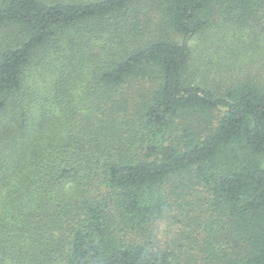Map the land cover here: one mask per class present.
I'll use <instances>...</instances> for the list:
<instances>
[{"label":"trees","instance_id":"16d2710c","mask_svg":"<svg viewBox=\"0 0 264 264\" xmlns=\"http://www.w3.org/2000/svg\"><path fill=\"white\" fill-rule=\"evenodd\" d=\"M0 264H264V0H0Z\"/></svg>","mask_w":264,"mask_h":264},{"label":"rangeland","instance_id":"374dc122","mask_svg":"<svg viewBox=\"0 0 264 264\" xmlns=\"http://www.w3.org/2000/svg\"><path fill=\"white\" fill-rule=\"evenodd\" d=\"M140 4L144 5V1L140 2ZM196 43V41L194 42ZM194 45V44H193ZM201 50H198L196 49L195 50V57H194V60L196 61V65L198 66V62H199V53ZM195 66V65H194ZM209 69L211 71H213V69L211 67H209ZM204 74L206 75V71H204ZM208 74H209V71H208ZM212 76V72L210 73V75H206L205 77L201 78L200 77V72L196 74L195 76V80H200V79H203L205 82L209 83V85H212L211 84V81L215 80L216 78H213L211 77ZM213 76H214V71H213ZM172 230L168 231L167 230V224L165 222L163 223H160L159 224V232L158 233V237L160 240H169L171 241V236L173 235V233L175 232V229L174 227L171 228ZM174 230V231H173ZM181 244H183V246L185 247V249H189L188 253H189V259H192V258H196L199 254H201V251H200V247L196 245V242H180ZM190 246V247H189Z\"/></svg>","mask_w":264,"mask_h":264}]
</instances>
